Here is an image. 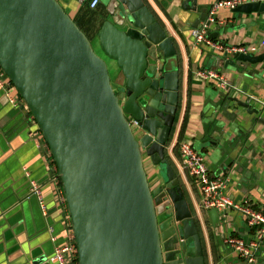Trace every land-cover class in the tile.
Listing matches in <instances>:
<instances>
[{
    "label": "water",
    "instance_id": "95a60500",
    "mask_svg": "<svg viewBox=\"0 0 264 264\" xmlns=\"http://www.w3.org/2000/svg\"><path fill=\"white\" fill-rule=\"evenodd\" d=\"M199 1H184L197 16L191 29L210 25L212 7ZM104 6L108 16L97 40L122 73L118 86L58 0H0V68L50 148L79 264H206L182 183L165 156L180 104L179 47L144 0ZM233 12L262 14L264 3ZM217 60L242 67L262 63L264 55ZM229 95L219 94L221 119L233 121L244 109L260 114ZM145 155L162 168L165 184L157 189Z\"/></svg>",
    "mask_w": 264,
    "mask_h": 264
},
{
    "label": "crops",
    "instance_id": "0c3cea01",
    "mask_svg": "<svg viewBox=\"0 0 264 264\" xmlns=\"http://www.w3.org/2000/svg\"><path fill=\"white\" fill-rule=\"evenodd\" d=\"M58 1L72 16L77 15L79 0ZM144 1L175 40L182 55L179 121L170 142L179 136L189 102L183 141L191 143L206 158L213 177L230 179L227 193L232 200L249 201L264 213V124L257 121L264 120V109L251 103L253 109L260 111L258 116L249 115L244 109L242 114L237 113V117L232 118L233 121L221 119V111L217 110L222 99L219 94L227 93L196 75L201 70H215L231 85L264 101V61L225 68L217 60V56L223 57V54L195 45L194 29L189 27L190 21H195L197 16L184 6L186 0ZM215 2L200 0L199 4L213 7ZM103 3L100 0V7ZM214 19L211 40L230 48L257 47L258 52L252 55H264V13L241 15L222 8L216 11ZM93 44L95 51L98 49L103 54L97 39ZM108 61L110 72L114 73L112 82L118 86L123 82L122 73L115 62ZM11 95H15V90ZM229 96L247 103L234 92ZM35 125L27 111L22 106L13 107L9 95L0 88V264H56L50 259L55 249L65 244L66 231L57 185L50 171L51 160L40 147L41 135ZM165 156L184 187L202 240L206 264H264V240L256 253L255 263L240 258L230 245L232 240H254V231L244 217L232 210L223 213L202 210L200 187L181 169L180 153H171L168 145ZM144 165L152 189L163 186L165 177L161 166L154 165L147 155ZM31 181L42 187L46 214L30 194Z\"/></svg>",
    "mask_w": 264,
    "mask_h": 264
},
{
    "label": "built area",
    "instance_id": "2783aa9c",
    "mask_svg": "<svg viewBox=\"0 0 264 264\" xmlns=\"http://www.w3.org/2000/svg\"><path fill=\"white\" fill-rule=\"evenodd\" d=\"M79 1L81 4L87 2V0ZM248 3H264V0H216L207 20L210 22V25L203 23L199 28L194 29L192 32L195 45L197 47H207L215 54H226L228 56H232L234 54H256L259 50L257 47L241 46L230 48L226 47L222 43H216L210 39L211 25L215 22L214 17L217 10L222 8L234 10L241 5ZM99 4L100 0H92L90 2V8L96 9ZM196 75L200 80L204 82H213L216 84L218 89L227 93L234 92L235 94H239L240 97L247 101V103H254L264 109V101H260L253 95L249 94L246 90L238 89L237 87L231 85L219 72L215 70H201L198 71ZM6 79L7 76L0 68V88L9 95L10 104L13 107L18 108L24 104L23 100L16 91L15 95H11V92L15 89L10 81ZM34 121L35 120L33 119V122ZM35 126L37 127L39 135H41L40 147H42L46 156L51 160L50 171L57 185V199L60 204L63 224L66 231L65 244L55 249L50 262L56 264H79L78 249L73 234L72 220L67 206L64 189L60 180L59 171L52 158L48 144L44 140L37 124ZM177 146L181 155V169L200 187L202 193L200 208L207 211L215 210L220 213L228 210L235 211L244 217L247 225L254 231V240L250 242H246L241 239L232 240L230 241V245L240 258L245 259L249 263H255L257 260L256 253H258V250L261 247V242L264 240V213L256 209L249 201L236 202L232 200L227 193L230 179L226 177H213L206 162V158L199 151H197L191 143L182 141L178 144L177 138L173 141V143H171V145H169V151L173 153ZM30 194L39 201L44 214H46L45 206L42 201V187L35 181L30 182Z\"/></svg>",
    "mask_w": 264,
    "mask_h": 264
},
{
    "label": "trees",
    "instance_id": "16d2710c",
    "mask_svg": "<svg viewBox=\"0 0 264 264\" xmlns=\"http://www.w3.org/2000/svg\"><path fill=\"white\" fill-rule=\"evenodd\" d=\"M91 1L92 0H87L86 3L81 4L80 9L76 16H72L70 12L66 10L64 6L63 7L67 11V13H69L70 16L74 19L75 23L80 28V30L83 31L84 34L88 37V39L93 43L95 39H97L98 33L102 29V26L105 23L108 15H107L106 7L104 5L101 7L99 5L96 9L92 10L90 8ZM188 110H189V102L187 103L185 116L181 124V129H180V133L178 137V144L183 141V135H184V130L186 126ZM178 121H179V115L177 116L176 123H178ZM177 152H179L178 146L174 150V153H177Z\"/></svg>",
    "mask_w": 264,
    "mask_h": 264
},
{
    "label": "rangeland",
    "instance_id": "374dc122",
    "mask_svg": "<svg viewBox=\"0 0 264 264\" xmlns=\"http://www.w3.org/2000/svg\"><path fill=\"white\" fill-rule=\"evenodd\" d=\"M108 0H103V4L105 5V3L107 2ZM96 53L100 56V57H102V58H104L106 61H108L105 57H104V55L103 54H101V52L98 50V49H96ZM108 62H110V61H108ZM110 75H111V78H112V81H114V73L113 72H110ZM6 80H8V78L6 79Z\"/></svg>",
    "mask_w": 264,
    "mask_h": 264
},
{
    "label": "bare ground",
    "instance_id": "6f19581e",
    "mask_svg": "<svg viewBox=\"0 0 264 264\" xmlns=\"http://www.w3.org/2000/svg\"><path fill=\"white\" fill-rule=\"evenodd\" d=\"M100 5V4H99Z\"/></svg>",
    "mask_w": 264,
    "mask_h": 264
}]
</instances>
